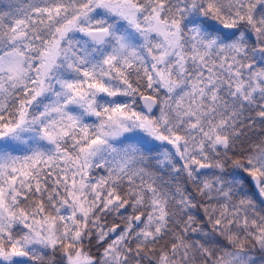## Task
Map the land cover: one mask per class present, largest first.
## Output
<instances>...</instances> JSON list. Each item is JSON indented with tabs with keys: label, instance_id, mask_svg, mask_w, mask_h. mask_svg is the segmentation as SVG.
<instances>
[{
	"label": "snow or ice",
	"instance_id": "snow-or-ice-1",
	"mask_svg": "<svg viewBox=\"0 0 264 264\" xmlns=\"http://www.w3.org/2000/svg\"><path fill=\"white\" fill-rule=\"evenodd\" d=\"M0 264H264V0H0Z\"/></svg>",
	"mask_w": 264,
	"mask_h": 264
}]
</instances>
